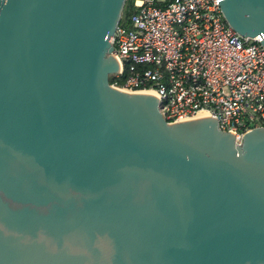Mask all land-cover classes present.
I'll use <instances>...</instances> for the list:
<instances>
[{
  "label": "water",
  "instance_id": "obj_1",
  "mask_svg": "<svg viewBox=\"0 0 264 264\" xmlns=\"http://www.w3.org/2000/svg\"><path fill=\"white\" fill-rule=\"evenodd\" d=\"M125 2L0 0V264H264V127L112 87ZM217 2L264 47V0Z\"/></svg>",
  "mask_w": 264,
  "mask_h": 264
},
{
  "label": "built area",
  "instance_id": "obj_2",
  "mask_svg": "<svg viewBox=\"0 0 264 264\" xmlns=\"http://www.w3.org/2000/svg\"><path fill=\"white\" fill-rule=\"evenodd\" d=\"M230 28L217 0H132L110 38V85L152 92L167 123L216 118L235 135L264 127V47Z\"/></svg>",
  "mask_w": 264,
  "mask_h": 264
},
{
  "label": "trees",
  "instance_id": "obj_3",
  "mask_svg": "<svg viewBox=\"0 0 264 264\" xmlns=\"http://www.w3.org/2000/svg\"><path fill=\"white\" fill-rule=\"evenodd\" d=\"M131 2H132V0H126L125 6H124L123 15L126 16V15L131 13ZM112 81H113V78L110 77L109 78V83H112Z\"/></svg>",
  "mask_w": 264,
  "mask_h": 264
},
{
  "label": "bare ground",
  "instance_id": "obj_4",
  "mask_svg": "<svg viewBox=\"0 0 264 264\" xmlns=\"http://www.w3.org/2000/svg\"><path fill=\"white\" fill-rule=\"evenodd\" d=\"M139 93H141V94H148V95H151V96H155L154 93H152V92H139ZM205 117H207V116H206L204 113H199V114L195 117V119L205 118Z\"/></svg>",
  "mask_w": 264,
  "mask_h": 264
}]
</instances>
